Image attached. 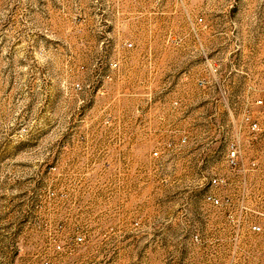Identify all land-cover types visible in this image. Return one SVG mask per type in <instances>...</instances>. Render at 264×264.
<instances>
[{
  "label": "rangeland",
  "instance_id": "rangeland-1",
  "mask_svg": "<svg viewBox=\"0 0 264 264\" xmlns=\"http://www.w3.org/2000/svg\"><path fill=\"white\" fill-rule=\"evenodd\" d=\"M0 264H264V0H0Z\"/></svg>",
  "mask_w": 264,
  "mask_h": 264
},
{
  "label": "built area",
  "instance_id": "built-area-1",
  "mask_svg": "<svg viewBox=\"0 0 264 264\" xmlns=\"http://www.w3.org/2000/svg\"><path fill=\"white\" fill-rule=\"evenodd\" d=\"M200 20H202V19H200ZM124 45H125L126 47H128V48H131V47L133 46V43L130 42V41H126V42L124 43ZM111 66H112L113 68H117V67L119 66V62H118V61H113V62L111 63ZM258 103H259V104H262L263 101H262V100H259ZM246 121L248 122L249 127H250L251 130H253V131H257V130L259 129L260 124H259L258 121L254 120V119H251L250 117H247V118H246ZM154 154L157 155L158 152H154ZM229 162H230V164L233 165V166L237 165V151H236L235 149H232L231 152H230V154H229ZM213 181H214V182H217L218 180H217V179H214ZM214 201L218 202L217 199H214ZM253 229H254L255 231H259V230H260V226H258V225H254V226H253Z\"/></svg>",
  "mask_w": 264,
  "mask_h": 264
}]
</instances>
